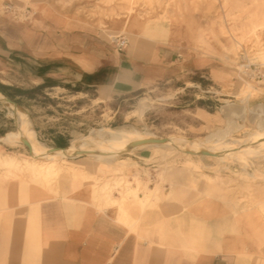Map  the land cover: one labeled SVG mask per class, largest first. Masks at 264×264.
<instances>
[{
  "label": "rangeland",
  "instance_id": "374dc122",
  "mask_svg": "<svg viewBox=\"0 0 264 264\" xmlns=\"http://www.w3.org/2000/svg\"><path fill=\"white\" fill-rule=\"evenodd\" d=\"M199 1L60 0L89 2L93 6L89 16L107 20L115 16L122 26L130 17L143 21L146 29L181 20L184 39L195 41L197 49L214 58L211 71L185 72L152 88L99 98L96 92L84 93L63 74L40 85L27 71L14 69L10 76H0V94L19 105L14 110L13 105L0 104V182H53L73 189L87 185L98 207L118 204L121 210L127 203L145 211L158 209L161 198H194L201 213L217 208L231 216L226 224L233 230L247 223L250 229L255 225L264 231V151L260 155L236 146L226 158L197 154L214 146L225 152L245 140L264 142L259 140L264 136L259 126L264 115L258 116L264 105V0H204L214 8L209 14L214 17L209 27L195 30L192 16ZM7 4L21 5L18 0ZM109 7L118 11L109 12ZM106 23L100 22L105 40L130 39L127 26L115 30ZM53 83L56 88H50ZM242 107L246 112H239ZM18 110L33 129L30 148L22 142V138L27 141V133ZM232 123L241 127L221 141L206 143L212 133ZM119 129L136 131L144 138L181 137L184 142L175 151L138 145L121 154L132 143L122 139L120 145L126 147H110L116 142L109 135ZM33 142L48 149L73 146L82 151L39 158L32 153ZM202 142L207 149L196 145ZM84 148L86 154L80 155ZM2 160H12L15 166ZM50 161L55 167L49 172Z\"/></svg>",
  "mask_w": 264,
  "mask_h": 264
},
{
  "label": "crops",
  "instance_id": "0c3cea01",
  "mask_svg": "<svg viewBox=\"0 0 264 264\" xmlns=\"http://www.w3.org/2000/svg\"><path fill=\"white\" fill-rule=\"evenodd\" d=\"M9 1L0 0V76L27 71L40 85L63 74L99 98L211 71L214 58L184 39L181 20L146 29L131 17L122 26L115 16H89V2L18 0L17 8L29 10L23 19L5 10ZM213 12L199 1L193 28L209 27ZM101 21L115 30L127 26L126 48L105 40ZM63 185L0 182V264H264L261 228L246 223L233 230L226 224L231 216L217 208L201 213L194 198H161L156 210L132 203L100 208L90 186Z\"/></svg>",
  "mask_w": 264,
  "mask_h": 264
},
{
  "label": "bare ground",
  "instance_id": "6f19581e",
  "mask_svg": "<svg viewBox=\"0 0 264 264\" xmlns=\"http://www.w3.org/2000/svg\"><path fill=\"white\" fill-rule=\"evenodd\" d=\"M2 98H5L4 96H2L0 94V99ZM260 108V111H258V116H260L261 114L264 115V105H262ZM231 113H235V109H232L230 110ZM240 113H244L246 112V109L245 107H242L240 108ZM17 115L20 117V118H23L21 123L22 125L24 126L25 130H26V135H27V142H31L32 141V138H33V129H31L29 126H28V120L25 119V114L23 112H21L20 110L17 111ZM259 126H260V129L263 130L264 129V119H261L259 120ZM241 127V125H236V124H231L230 127H228V129L226 130H222V131H218V132H215V133H212L207 139H206V143H210L212 141H215V140H223L224 138H226L228 135H230V133L236 129H239ZM109 138L114 140V143L113 145H111L110 147H113L114 149L117 147H120L119 150H121L122 148L126 147L127 145H124V147H121V142H119L120 140L123 139V142H126V143H133V142H136V141H140V140H146V139H150V138H144V137H141V136H138V133L136 131H133V130H127V129H119V132H111V134L109 135ZM160 139H164V138H160ZM264 139V136H260L259 140H263ZM184 142V139L183 138H168V139H164V142H161V143H143V144H140L139 146L140 147H160V146H167L169 148V150L171 151H175L177 150L176 147H179L180 144H182ZM197 144H200L203 148L202 149H207L208 147L205 145V142H202V143H196ZM30 145V144H29ZM236 146H241L245 149H255L256 152L258 154L261 153V151H264V142H261V141H258V140H245V141H240L238 143H235V145H232L231 147H229L228 150H225V152H221V151H218L217 150V147H210L208 148L206 151L204 150H201L202 152H207L208 154H211L213 156H217L219 158H226L228 156H230V154L234 151V148ZM31 149H32V153L35 157H39V158H51L53 155L55 156H61L62 154H74V153H78L82 150L80 149H76L74 148L73 146H70V147H67L65 149H61V150H58V149H48V148H45L44 146L38 144V143H35L33 142L31 144ZM86 151V148H84V152ZM92 154V153H90ZM96 154V153H95ZM112 156H114V154H110ZM261 155V154H260ZM6 162H4L2 160V162L6 163L7 165H9L10 167H13L15 166V164L13 163L12 160H5ZM54 161H50L49 165H48V169L47 171H51V168H54L55 165L53 163ZM54 172V171H53ZM55 176V175H54ZM57 177V176H56Z\"/></svg>",
  "mask_w": 264,
  "mask_h": 264
},
{
  "label": "water",
  "instance_id": "95a60500",
  "mask_svg": "<svg viewBox=\"0 0 264 264\" xmlns=\"http://www.w3.org/2000/svg\"><path fill=\"white\" fill-rule=\"evenodd\" d=\"M2 103L8 104V105H13L14 106V110L16 108H18L17 103L15 101H13L11 98H8V97H5L4 99H0V104H2ZM22 142L27 146V148H30L29 143L25 139L22 138ZM161 142H164V139H160V138H150V139H146V140L136 141V142H133L129 146V148L127 150L122 151L121 154L122 153H126V152H130L132 149L135 148V146H138V145L143 144V143H161ZM85 154H86L85 152H81L80 155H85ZM197 154L206 155L208 153L203 151V152H199Z\"/></svg>",
  "mask_w": 264,
  "mask_h": 264
},
{
  "label": "built area",
  "instance_id": "2783aa9c",
  "mask_svg": "<svg viewBox=\"0 0 264 264\" xmlns=\"http://www.w3.org/2000/svg\"><path fill=\"white\" fill-rule=\"evenodd\" d=\"M5 10L12 13L15 17L26 19L29 16V10L26 8H17L12 4L5 5ZM115 44L119 50H123L128 45V40L124 37H114Z\"/></svg>",
  "mask_w": 264,
  "mask_h": 264
}]
</instances>
